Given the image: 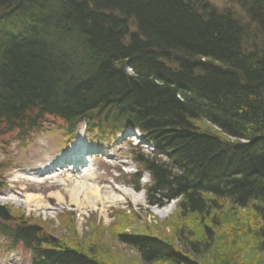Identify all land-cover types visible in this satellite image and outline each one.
Returning a JSON list of instances; mask_svg holds the SVG:
<instances>
[{
	"label": "trees",
	"instance_id": "obj_1",
	"mask_svg": "<svg viewBox=\"0 0 264 264\" xmlns=\"http://www.w3.org/2000/svg\"><path fill=\"white\" fill-rule=\"evenodd\" d=\"M229 1L258 33L208 0H0V144L50 117L69 140L138 129L133 187L177 201L158 234L114 232L144 264H264V0ZM0 236L27 264H110L1 203Z\"/></svg>",
	"mask_w": 264,
	"mask_h": 264
},
{
	"label": "rangeland",
	"instance_id": "obj_2",
	"mask_svg": "<svg viewBox=\"0 0 264 264\" xmlns=\"http://www.w3.org/2000/svg\"><path fill=\"white\" fill-rule=\"evenodd\" d=\"M208 1L221 10H228L237 15L239 20L248 26L249 31L255 34L259 32L256 25L250 23L246 11L237 3L229 0ZM258 40L260 38L253 37L250 42L260 44L257 43ZM62 124L61 121L50 117L39 132L31 135L32 139L29 142L15 140L16 132L4 137L3 143L0 144V164H3L1 177L5 186L0 192V202L8 205L15 212V217L39 224L46 231L69 244L83 248L89 246L86 250L90 249L110 264H144L136 250L116 240L114 232L118 230L129 234H144V232L158 234L157 229L161 230L169 224V219L177 207V201H171L164 206H152L148 204L145 191H142L145 195L144 202L134 203L127 199L124 203L111 204L104 208L100 202L96 207H92L91 204L85 203L84 192L88 191L84 188L83 192H79L77 199L73 200L71 192L77 191L79 184L72 183L70 176L82 182L86 176L77 171L69 172L65 166L55 165L70 145L69 139L63 135ZM82 126L79 127L81 133L84 132ZM84 137L88 139L86 135ZM130 139L125 135L111 137L110 143L104 144L100 152L88 156L93 164L90 168H93L90 170L93 177L85 180V187L88 190H91V185L116 193L119 192V187L134 189L132 178L138 170V164L134 160L133 151L142 150V153L150 156L154 152L152 146L139 144L137 148H133V144L129 143ZM138 140L136 138V144ZM92 148L99 150L95 144ZM57 167L60 169L54 171ZM47 170L51 173L47 174ZM48 176L54 177L47 178ZM31 177L34 180H31ZM35 178L41 180L37 181ZM60 180H67V185L60 183ZM149 183L151 179L145 174L141 184L147 186ZM28 196L36 197L38 202L52 209L34 206L30 208L15 199L18 197L23 200ZM1 198L8 200L3 201ZM79 201L84 203L78 204ZM156 208H168L167 215L158 216L154 212ZM2 244H4L3 239L0 237V264H27L29 255L22 250L21 244L10 253L3 251Z\"/></svg>",
	"mask_w": 264,
	"mask_h": 264
},
{
	"label": "bare ground",
	"instance_id": "obj_3",
	"mask_svg": "<svg viewBox=\"0 0 264 264\" xmlns=\"http://www.w3.org/2000/svg\"><path fill=\"white\" fill-rule=\"evenodd\" d=\"M78 155L75 156L74 158L71 157V160L73 161L74 164H77L78 161L80 160V158L84 159V162H86V164L82 167H80V165H74L71 166L70 168L67 167V170H69V172L71 170H73L72 172H78L83 174L84 176H86L83 179V182L80 180H76L75 178H73V176H70V179L72 181V183H76L79 184V188L77 191H72L71 195L73 196V200L77 199L78 194H80L79 192H83V188L85 190H87L88 192H84L86 195L85 197V203L86 204H91L92 207H96L97 203L100 202L103 205V208L108 206V205H116V204H121L127 201V199H130L132 202L134 203H139V202H144L145 200V195L143 192H138L135 191L133 188H129V187H119V192H113V191H109L107 189H102L96 185H91V190H88L85 187V180L86 178H92L93 177V173L90 172V169L92 167V163L90 162V158L88 157L87 160L86 158L82 157L81 154V150L79 149L78 151ZM80 153V154H79ZM81 161V160H80ZM83 162V160H82ZM76 169V171H74ZM48 174V173H47ZM54 176H48L47 178H53ZM36 179V178H35ZM31 180H34L33 178H31ZM37 181H40V178L36 179ZM60 183H62L63 185H67V180H60ZM17 201H20L23 204L28 205L30 208L31 206H34L36 208H49L52 209L51 207H48V205L44 204V203H40L37 201L36 197L34 196H28L26 199L21 200L20 198L16 197L15 198ZM82 201H79L78 204H81ZM84 203V202H82ZM167 211L168 208H156L154 210L155 214H157L158 216H166L167 215Z\"/></svg>",
	"mask_w": 264,
	"mask_h": 264
}]
</instances>
